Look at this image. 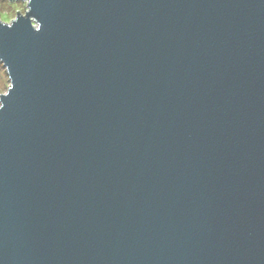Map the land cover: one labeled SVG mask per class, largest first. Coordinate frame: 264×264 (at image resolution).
<instances>
[{
  "label": "water",
  "instance_id": "obj_1",
  "mask_svg": "<svg viewBox=\"0 0 264 264\" xmlns=\"http://www.w3.org/2000/svg\"><path fill=\"white\" fill-rule=\"evenodd\" d=\"M0 264H264V0H11Z\"/></svg>",
  "mask_w": 264,
  "mask_h": 264
},
{
  "label": "rangeland",
  "instance_id": "obj_2",
  "mask_svg": "<svg viewBox=\"0 0 264 264\" xmlns=\"http://www.w3.org/2000/svg\"><path fill=\"white\" fill-rule=\"evenodd\" d=\"M27 2H16L14 4H8L7 0H0V16L3 17L1 22H5L7 24H11L12 20H17L18 12L24 16L26 15ZM4 73L3 77H0V97L1 94H6L9 90L10 80L7 74V71L3 65Z\"/></svg>",
  "mask_w": 264,
  "mask_h": 264
},
{
  "label": "clouds",
  "instance_id": "obj_3",
  "mask_svg": "<svg viewBox=\"0 0 264 264\" xmlns=\"http://www.w3.org/2000/svg\"><path fill=\"white\" fill-rule=\"evenodd\" d=\"M4 69H3V61L2 58H0V77H3ZM3 109V104L0 103V110Z\"/></svg>",
  "mask_w": 264,
  "mask_h": 264
},
{
  "label": "trees",
  "instance_id": "obj_4",
  "mask_svg": "<svg viewBox=\"0 0 264 264\" xmlns=\"http://www.w3.org/2000/svg\"><path fill=\"white\" fill-rule=\"evenodd\" d=\"M7 3L10 5L16 3V1L7 0Z\"/></svg>",
  "mask_w": 264,
  "mask_h": 264
},
{
  "label": "snow or ice",
  "instance_id": "obj_5",
  "mask_svg": "<svg viewBox=\"0 0 264 264\" xmlns=\"http://www.w3.org/2000/svg\"><path fill=\"white\" fill-rule=\"evenodd\" d=\"M2 19H3V17L0 16V20H2ZM0 31H2V30H0ZM8 87H11L12 89L14 88L12 85H9Z\"/></svg>",
  "mask_w": 264,
  "mask_h": 264
}]
</instances>
